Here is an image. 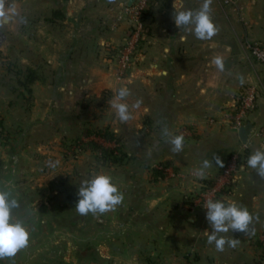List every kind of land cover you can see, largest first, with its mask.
Segmentation results:
<instances>
[{
	"label": "crops",
	"instance_id": "obj_1",
	"mask_svg": "<svg viewBox=\"0 0 264 264\" xmlns=\"http://www.w3.org/2000/svg\"><path fill=\"white\" fill-rule=\"evenodd\" d=\"M50 1L52 10H61L64 17L52 21L49 35L37 34L33 42L28 40L33 51L19 53L16 61L22 71H34L29 98L23 99L11 91L10 75L0 65V120L7 136L0 137L1 146L8 148L16 136L13 133L22 129L28 138L19 155V172L27 166L24 159L34 152L31 147H37L42 155H47L42 158L45 173H40L37 180L48 181L46 187L62 204L65 198L59 191L67 181L63 180L60 187L53 184L51 177L57 170L49 166L57 162L58 158L52 159V155L61 154V148L43 142L50 136L53 142L76 137L82 129L80 124L95 113L97 118L90 122L123 139L126 161L112 168V178L124 200L115 211L128 210L149 224V228H141L135 234L141 240L139 251L145 252L149 264H187L191 259L194 264H264L261 242L253 236L264 232V178L246 164L256 149L264 150V139L256 135L264 127V68L244 45L246 41H264V0H251L245 6L243 22L229 7L213 0L212 18L219 31L207 41L176 27L172 18L174 0H152L140 57L143 63L123 81L114 76L111 57L99 55L97 48L122 40L124 28H115V19L128 0ZM202 2L176 0L184 9L193 10L199 9ZM55 22L60 23L54 25ZM3 30L7 32L8 25ZM21 39L17 38L16 48L20 42L25 45ZM216 56L224 58L222 72L211 63ZM238 75L244 78L242 85ZM126 84L131 94L123 102L129 104L132 118L121 122L111 102ZM250 85L257 88V96L246 122H252L254 129L250 144L241 149L243 143L233 118L241 90ZM91 99L103 109L91 112L93 103L86 106ZM137 100L142 101L140 107L132 108ZM165 126L173 135H183L182 152H172L171 145L165 142L161 131ZM38 132L43 136L37 139ZM237 150L242 157L240 170L221 199L235 201L259 219L253 221L254 234L227 233L230 238H238L239 243L235 248L226 245L223 252H218L214 244L207 243V233L211 231L208 221L201 212H189L186 200L220 168L214 156L219 155L224 163ZM3 159L0 154V163ZM204 159L210 167L203 169L202 178L194 180L186 174L201 169ZM32 160L38 161L37 156ZM164 161L174 168L175 176L161 177V172L153 168L156 162ZM32 170L37 174L39 168ZM121 255L114 257L117 263L140 262L138 254L132 255L130 261L122 260Z\"/></svg>",
	"mask_w": 264,
	"mask_h": 264
},
{
	"label": "rangeland",
	"instance_id": "obj_2",
	"mask_svg": "<svg viewBox=\"0 0 264 264\" xmlns=\"http://www.w3.org/2000/svg\"><path fill=\"white\" fill-rule=\"evenodd\" d=\"M14 2L17 6V11L19 12L20 17H22L25 22L21 23L16 17H13L12 22L8 24L7 32H5L3 29H0V32L3 36L2 37L3 41L1 42L0 45V65L5 68L8 62H10V60L14 63V65L17 68H20L16 62L18 54L20 53V55H22L24 51H26L27 53H31L33 51V45L28 43V40L33 42L34 38L37 37V34L39 36L49 35L51 33L50 29L51 27H53V23L47 20V18L51 16L52 13L51 11H53L52 8L54 6L53 4H51L52 2L50 0H14ZM147 13H148V9L146 10L143 16L145 23V30L143 32V35L140 37L138 43V50L134 58V64L131 66L130 69L124 72L123 78L121 79L117 78L116 59H117L118 50H120V48L122 47L125 38L128 36L130 32L131 27L127 23L116 22L115 28H118L120 26L124 28L125 32L124 35H122L123 37L122 40L118 44L115 43L113 45H103L101 46V48L99 47L97 48L99 55L102 56L107 55L111 57L114 64L113 73L114 76L119 81H123L124 79H127V77L130 75L132 70L143 63L140 57L144 49V45H145L144 39L148 33L147 30L149 27L148 26L149 19L147 20L146 17L149 14ZM59 23L60 22H55L54 25ZM58 27H62V26L59 25ZM62 30L65 31V28H63ZM58 32L60 31H57L56 33ZM17 38L19 39L22 38L21 40H24L22 42H24L25 45H21L22 43L20 42V47L16 48L15 44L17 43ZM3 44L5 45V47L4 50L1 51ZM1 52H5L6 54L2 56ZM13 80L11 79L10 83L15 82ZM25 94H26V99L29 98V95L26 92ZM28 102L29 101H27V103ZM86 103H87L86 106H90V104L93 103L92 106L93 108L91 109V112H94V110L95 112H97V109H100V111L101 108L103 109V106L99 104L100 105L99 107L97 105L98 102H96L94 99L87 100ZM102 103H104V101ZM91 114L93 115V117L92 116L89 117L90 120L88 119L83 124H80L82 126L81 127L82 129L80 134L77 135L76 137L74 138L71 137L66 139L59 138L57 142H53L52 141L53 138L50 136L47 137V140H44L43 142L48 146L52 147L58 145L61 148V152H62L61 154L57 153L56 155H52L53 156L52 159L55 158L58 159L56 160L57 162H55L56 166L51 167L54 169V171L57 170L56 175L54 177H51L53 178L51 181L53 182V184L58 185L59 187L63 185L64 183L63 180L67 181V183L64 184V186L62 187V190L59 191V193H62V196H64L65 198L64 201L62 200V204H60L61 200L60 201H58V199L54 200V197H56V195L54 196L53 193H51L48 190L49 188L46 187L48 181L37 180L38 175L40 173H42V175L45 173V171H43V168H45L46 165H44L42 158L43 157L46 158L47 156V155H42V153H40V151L36 149L37 147L35 146L31 147L32 148L31 150L34 149V152H36L37 155L33 154L34 152L31 151L32 153L31 154L29 153L30 155L27 158H25L23 161V164L27 166L24 168V170H21L19 172V167H21L19 155L23 148L24 139L27 140L28 138L26 132H24L23 129L14 133L12 132L16 136L12 137L11 142H9V144L16 142L15 148L13 150L16 153V156L18 157L17 173L15 177V184L13 187V196L15 198L20 196L23 197L26 202V207L30 209V212L34 216L42 215L46 217V216H50L53 213L55 214L58 212H65V211L76 212L75 204L78 202L79 199L77 193L81 181L85 179H89L93 175L99 173H105L112 177L113 174L112 168H116V166H120L126 161L124 158L125 156H122V160L118 163L101 160L100 152L90 147V144L95 143L100 147L113 149L115 155H119L120 153L125 154L123 149L124 142L122 138L117 137L118 138L117 141L116 140L112 141V140H107L105 137L101 135H97L95 133L93 134L94 131L102 130V128L96 125L95 122H93L94 124L90 122L91 120L95 121L94 118L97 116V115L95 116V113H91ZM86 131H91V132L89 134H85ZM5 134L6 132L4 130V135ZM40 135L43 136V133L40 134L38 132L36 138L38 139ZM98 137L106 141H109L110 143L114 142L116 144V147L114 148L109 147L113 145L102 143L98 139ZM33 139H35V136L33 137ZM0 146H1V142H0ZM9 152H10L9 147L8 148H4L2 146L0 147V154L4 158L3 161H1L0 163V179L4 177L3 168L7 164V160L9 159ZM34 155L37 156L38 158V161H36L35 163H33L34 161L32 160ZM39 157L41 158L40 160ZM52 162L54 161L52 160ZM156 164H169L171 166V164L168 163V161L156 162L154 165ZM34 167L36 169L37 167L39 168V170L36 171L37 174H35L34 171L32 170ZM153 168L156 169L155 167ZM191 173H193V171L186 172V174L188 175H191ZM161 177H164V175L161 174ZM191 178L197 180L200 177L195 176ZM41 182L43 185H39ZM192 192L190 194H192ZM190 194L187 196V200H186L187 205H188V198H190ZM59 196L61 198V194H59L58 197ZM72 196L74 197L75 200H73ZM41 199H43L44 202L41 201ZM195 212H200V211L196 210ZM132 214L128 210L122 211L121 213H118L114 210V211L106 212L102 215L101 214L93 215L91 213L86 215L89 228H94L96 224V220L98 218H101L105 224H108L110 226L114 225V223L121 221L123 219L136 218L138 219L140 226L137 230L132 231L127 235L118 238L116 241H114L111 244H98L95 246H88L87 248L78 252L73 251L67 245V243H63L61 246V251L57 256V260L59 264H87L90 261L92 262L91 264H125L124 262L117 263L118 259L114 260V257L119 255V253H122L120 258L125 261H130L132 255L138 254L137 260L140 261L139 264H149L150 262L147 260L146 258L147 255L144 254L145 252L141 251L140 253L139 251L140 243H141L140 238H138L139 240L135 238V234L139 232L141 228L144 229L149 228L148 226L149 224L145 223L144 218H140L139 216ZM260 234H264V232L258 233L253 236L254 237L257 236L256 240L260 241L258 239V236ZM260 244H261V253L264 255V244L262 242ZM187 264H194V260L191 259Z\"/></svg>",
	"mask_w": 264,
	"mask_h": 264
},
{
	"label": "clouds",
	"instance_id": "obj_3",
	"mask_svg": "<svg viewBox=\"0 0 264 264\" xmlns=\"http://www.w3.org/2000/svg\"><path fill=\"white\" fill-rule=\"evenodd\" d=\"M212 3L213 0H203L199 9L193 10L184 9L174 0L172 18L176 27L194 33L199 40H211L219 31L212 18ZM13 17H16L21 23L25 22L20 17L14 0H0V29L11 23ZM211 63L221 72L224 71L223 57L216 56ZM237 79L241 85L244 83L242 75H238ZM128 83L130 84L131 81ZM130 94V89L126 84L118 89L111 102V107L115 109L121 122H127L132 118L129 104L123 102ZM141 103L142 101L137 100L131 107L139 108ZM161 131L162 136L166 138L165 142L171 145L172 152L183 151V135H173L166 126ZM213 159L216 164L223 167V161L219 155L214 156ZM246 164L254 169L259 177L264 178V150L256 149L248 157ZM49 166L55 167L56 164L50 163ZM209 167L210 162L204 159L202 168L196 171V175L202 178L205 174L203 169ZM77 194L79 199L75 204V210L82 216L89 213L102 215L114 211L124 200V195L113 178L105 173H99L81 181ZM19 207L18 200L12 197L11 192L6 187L0 188V259L14 257L29 245L30 232L27 226L22 220L13 218V210ZM203 207L207 210L206 220L211 227V231L207 233V243L214 244L216 251L223 252L226 245L230 248H235L238 245L239 239L228 237L226 234L229 232L244 236L254 234L253 221L254 219L258 221L259 217H254L246 207L235 201L207 199Z\"/></svg>",
	"mask_w": 264,
	"mask_h": 264
},
{
	"label": "water",
	"instance_id": "obj_4",
	"mask_svg": "<svg viewBox=\"0 0 264 264\" xmlns=\"http://www.w3.org/2000/svg\"><path fill=\"white\" fill-rule=\"evenodd\" d=\"M133 1L128 0L127 5L130 6ZM253 129L252 122L238 127V137L243 144H250L249 138ZM15 145L16 142L9 144V159L3 168L4 177L0 179V188L6 187L13 198L18 165V157L13 150ZM16 199L20 207L13 210V218L25 223L30 232V241L28 247L20 250L14 257L0 259V264H59L57 256L63 243L78 252L88 246L111 244L140 226L136 218L123 219L112 226L98 218L94 228H89L86 216L78 214L77 211L58 212L46 217L34 216L26 207L23 197Z\"/></svg>",
	"mask_w": 264,
	"mask_h": 264
},
{
	"label": "built area",
	"instance_id": "obj_5",
	"mask_svg": "<svg viewBox=\"0 0 264 264\" xmlns=\"http://www.w3.org/2000/svg\"><path fill=\"white\" fill-rule=\"evenodd\" d=\"M152 0H134L130 6L124 3L121 7L120 13L116 17V22L127 23L131 29L128 36L125 38L124 43L120 50H118L116 59V74L117 78H123L125 71L131 68L134 64V58L138 50V43L140 37L145 30L144 13L148 9ZM221 4L229 7L238 17L240 22H243V12L247 4L251 0H219ZM0 32V45L3 41ZM245 48L252 58H254L264 68V41H246ZM257 96V88L255 86H246L241 90L238 98L237 108L233 118V126L237 129L244 124L247 119L248 113L253 109L254 102ZM186 133V129L183 130ZM256 135L264 139V127H261ZM98 139L102 143L112 144L111 148L116 147L114 142L106 141L102 138ZM246 144L241 146L245 148ZM242 163L241 151L237 150L231 152L220 167L212 176L201 183L200 188L193 191L188 198V210L194 212L200 211L206 220V209L203 207L207 199L221 200L222 194L230 188L233 183L234 176L239 172ZM154 167L160 170L161 174L166 176H175L173 168L169 164H156ZM195 177L196 173L190 175ZM258 239L264 244V234H260Z\"/></svg>",
	"mask_w": 264,
	"mask_h": 264
},
{
	"label": "trees",
	"instance_id": "obj_6",
	"mask_svg": "<svg viewBox=\"0 0 264 264\" xmlns=\"http://www.w3.org/2000/svg\"><path fill=\"white\" fill-rule=\"evenodd\" d=\"M64 17V13L61 10H55L51 13V16L47 18L49 22L54 21L55 19H61ZM6 71L10 75V78L15 81L9 85L12 92L17 93L18 95L22 96L23 99H26V94L31 92L30 85L35 79V74L33 70L26 69L22 71L21 69L17 68L14 63L10 60L6 66ZM4 127L2 125V121L0 120V137H7L4 135ZM91 131H86L85 134H89ZM101 135L105 137L107 140L117 141L118 138L114 136L113 133L109 132L107 129L96 130L93 134ZM90 147L96 151L100 152L101 160L110 161L113 163H118L122 160V156L124 154L120 153L119 155H115L113 149L103 148L95 143L90 144Z\"/></svg>",
	"mask_w": 264,
	"mask_h": 264
}]
</instances>
